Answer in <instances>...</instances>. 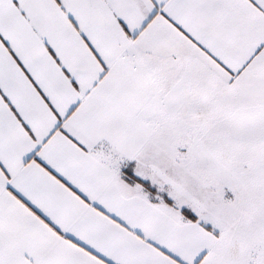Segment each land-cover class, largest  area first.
<instances>
[{
  "label": "crops",
  "instance_id": "1",
  "mask_svg": "<svg viewBox=\"0 0 264 264\" xmlns=\"http://www.w3.org/2000/svg\"><path fill=\"white\" fill-rule=\"evenodd\" d=\"M263 48L255 0H0V264L204 262L149 117Z\"/></svg>",
  "mask_w": 264,
  "mask_h": 264
},
{
  "label": "rangeland",
  "instance_id": "2",
  "mask_svg": "<svg viewBox=\"0 0 264 264\" xmlns=\"http://www.w3.org/2000/svg\"><path fill=\"white\" fill-rule=\"evenodd\" d=\"M175 89L149 117L174 161L155 167L153 190L190 202L217 233L201 264H264V48L230 83Z\"/></svg>",
  "mask_w": 264,
  "mask_h": 264
},
{
  "label": "trees",
  "instance_id": "3",
  "mask_svg": "<svg viewBox=\"0 0 264 264\" xmlns=\"http://www.w3.org/2000/svg\"><path fill=\"white\" fill-rule=\"evenodd\" d=\"M145 185V188L151 189L152 187L148 185L147 182L143 183ZM148 191V190H147ZM182 212L187 218L196 219V216L189 210V208L183 207Z\"/></svg>",
  "mask_w": 264,
  "mask_h": 264
}]
</instances>
